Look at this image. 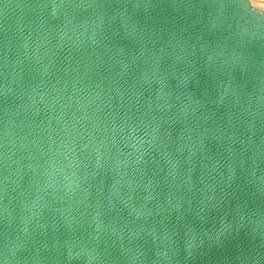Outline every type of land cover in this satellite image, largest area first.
Masks as SVG:
<instances>
[{"label":"water","instance_id":"95a60500","mask_svg":"<svg viewBox=\"0 0 264 264\" xmlns=\"http://www.w3.org/2000/svg\"><path fill=\"white\" fill-rule=\"evenodd\" d=\"M0 264H264V9L0 0Z\"/></svg>","mask_w":264,"mask_h":264},{"label":"rangeland","instance_id":"374dc122","mask_svg":"<svg viewBox=\"0 0 264 264\" xmlns=\"http://www.w3.org/2000/svg\"><path fill=\"white\" fill-rule=\"evenodd\" d=\"M263 1V3H260V2H262ZM258 2V3H257ZM256 6H258V7H261L262 9H264V0H257L256 1Z\"/></svg>","mask_w":264,"mask_h":264},{"label":"bare ground","instance_id":"6f19581e","mask_svg":"<svg viewBox=\"0 0 264 264\" xmlns=\"http://www.w3.org/2000/svg\"><path fill=\"white\" fill-rule=\"evenodd\" d=\"M256 1L257 0H251V2L253 3V5H256ZM261 1V0H260ZM258 3V2H257ZM260 3H263V1L262 2H260ZM261 8V7H260Z\"/></svg>","mask_w":264,"mask_h":264}]
</instances>
